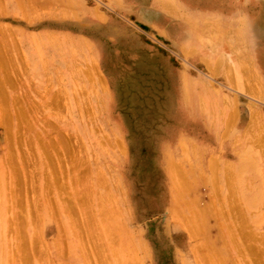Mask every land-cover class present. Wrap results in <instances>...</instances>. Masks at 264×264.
Returning a JSON list of instances; mask_svg holds the SVG:
<instances>
[{
  "label": "rangeland",
  "instance_id": "rangeland-1",
  "mask_svg": "<svg viewBox=\"0 0 264 264\" xmlns=\"http://www.w3.org/2000/svg\"><path fill=\"white\" fill-rule=\"evenodd\" d=\"M115 1L0 0V264H264V0ZM183 82L196 104L185 119ZM163 140L198 202L182 180L172 197ZM209 159L219 187L187 172Z\"/></svg>",
  "mask_w": 264,
  "mask_h": 264
},
{
  "label": "bare ground",
  "instance_id": "bare-ground-1",
  "mask_svg": "<svg viewBox=\"0 0 264 264\" xmlns=\"http://www.w3.org/2000/svg\"><path fill=\"white\" fill-rule=\"evenodd\" d=\"M32 1V0H31ZM41 2V1H40ZM33 4V3H32ZM40 4V3H39ZM31 6V5H30ZM34 6V5H33ZM172 12V11H171ZM170 13V12H169ZM168 14V13H167ZM169 15V14H168ZM4 27V26H3ZM2 29V28H1ZM2 30H4V28L2 29ZM5 31V30H4ZM216 33V32H215ZM212 38V37H211ZM10 42V41H9ZM38 43V42H37ZM8 44V43H7ZM10 45V44H9ZM7 49V46L6 47H4V49ZM10 49V48H9ZM8 50V49H7ZM6 50V51H7ZM12 50V49H11ZM11 50H9V51H11ZM8 51V52H9ZM2 52V51H1ZM5 54H7L6 52H5ZM9 54H11L10 52H9ZM42 54V53H41ZM40 54V55H41ZM40 55H39V57H40ZM6 56V55H5ZM8 56V55H7ZM11 59V58H10ZM12 61V60H11ZM44 62V61H43ZM9 65H10V63H9ZM5 67V66H4ZM3 67V68H4ZM6 68V67H5ZM4 71H5V69H3ZM7 73V72H6ZM9 74V73H8ZM6 75V74H5ZM6 77V76H5ZM9 77V76H8ZM2 80H5V79H2ZM2 82H5V81H2ZM2 86V85H1ZM180 88V90L178 91V92H180V94H179V96L181 97V99H182V104H181V107H183L184 109H185V111H184V113H182V118L183 119H185V117L189 114V111H195V108H196V104H195V102H194V96L192 95V93H191V91H190V89H191V84L189 85V84H187L186 82H183V84L179 87ZM4 96V95H3ZM7 97V96H6ZM3 99V98H2ZM56 97H55V101H56ZM200 99H202V98H200ZM54 101V99L52 100V102ZM1 102H3V101H1ZM6 102H9V101H7L6 100ZM201 102V101H200ZM56 103H58V101L56 102ZM77 103H79V102H77ZM4 104H5V102H4ZM7 104V103H6ZM80 104V103H79ZM79 104L77 105V106H79ZM204 107H205V105L204 104H202V103H200L199 105H198V108H197V110H198V112H203V110H204ZM6 108H7V106H6ZM14 108V107H13ZM80 108V107H79ZM7 109H9V108H7ZM17 110V109H16ZM18 110H19V112L17 113L18 115H19V113H20V111H22L23 112V110L21 109V108H18ZM81 110V109H80ZM5 111V110H4ZM2 112V114L0 115V124H4V126L7 124V122H8V120H9V122L11 121L10 119V117H9V114H10V112H9V114H7L6 112ZM9 111V110H8ZM7 111V112H8ZM16 112V111H15ZM20 113V115H23V113ZM88 112V111H87ZM4 113V114H3ZM86 113V112H85ZM212 113V112H211ZM16 114V113H15ZM16 114V115H17ZM187 114V115H186ZM19 115V116H20ZM11 116H12V114H11ZM18 116V117H19ZM10 118V119H9ZM9 122H8V125H9V127H11V125L9 124ZM7 125V126H8ZM12 125H13V123H12ZM17 125H20V124H17ZM3 127V126H2ZM22 127V126H21ZM8 128V127H7ZM4 129H6V126L4 127ZM21 128L20 127H17V130H20ZM9 130H11V128L9 129ZM17 130H16V133H17ZM5 131H8V129H6ZM4 131V132H5ZM18 133H22L21 131H19ZM18 133H17V135H16V137H18ZM7 134V133H6ZM8 134H10V132L8 131ZM19 135H21V134H19ZM9 136V135H8ZM11 136V135H10ZM9 136V137H10ZM9 137H6L8 140H9ZM23 137L24 136H21V140H23ZM222 137V136H221ZM261 137V136H260ZM20 138V137H19ZM19 138H16V139H18L19 141H21ZM6 139V140H7ZM180 139V138H179ZM12 140V139H11ZM184 141V140H183ZM261 141H262V137H261ZM13 142V141H12ZM16 142L17 143H19L17 140H16ZM180 142H181V140H180ZM14 144V143H13ZM185 144V143H184ZM53 145V146H52ZM51 145V147L53 148H57L56 147V144H52ZM179 145H180V143H179ZM8 146L10 147L9 149V151L7 152L9 155H8V157L6 158V160H7V162H9L10 163V159H13L14 160V155L12 154V153H10V151L12 150V148H11V144L8 142ZM49 147V146H48ZM14 148V147H13ZM14 150V149H13ZM160 152H161V154H160V158H161V169H162V171L164 172V175H165V177L168 179V185L167 186H170V193L172 194V197L173 198H175V195H176V190L174 189V187L176 188V186H177V183L179 182L180 183V180H182L181 182L185 185L183 188H185V189H187V190H189L188 188H190L191 190H190V192L193 194V202L194 201H196L197 200V202H198V199L199 198H197V196H196V193L197 194H199L198 192H200V191H198V190H195V189H193V187H192V182L191 181H188L187 180V178H186V176H187V174H186V176H185V174L183 175V172H185V171H183L182 169H181V165H178V163H176L174 160H173V151L171 150V147L169 146V143L167 142V141H165V140H163L162 141V143L160 144ZM183 154V153H182ZM189 154V153H188ZM185 155V154H184ZM32 156V155H31ZM188 156V155H187ZM26 158V156L25 157H23L22 158V160L24 159V162H25V159ZM33 158V157H32ZM9 159V160H8ZM186 160V158H182V160ZM247 159V158H246ZM210 160V159H209ZM216 160V159H215ZM215 160H210L209 162H207V165H204V168H198V169H195V167H193V165H191V167L188 169L189 171H187V172H190V174L192 173L193 175H194V179H195V176H198V178H200V183H209L210 184V181H212V185L214 186V184H216V187H219V186H217L218 185V182H216L217 180H218V177L216 176V175H218L217 173H218V169H219V167H218V161H215ZM254 160H255V158H254ZM245 161V160H244ZM24 162H22V164H24L26 167H28L27 165H28V162L27 163H24ZM190 163V162H189ZM248 163H249V161H248ZM8 164V163H7ZM12 164V163H11ZM11 164H10V168H12V166H11ZM14 164H15V166H14V168L15 167H17V165H16V162H14ZM27 164V165H26ZM39 164V163H38ZM226 164V163H225ZM250 164H251V162H250ZM24 165H23V167H24ZM228 165V164H227ZM226 165V166H227ZM25 167V168H26ZM36 167H38V166H35V169H37ZM229 167V166H228ZM228 167L226 168V170L224 169V174H226V172L228 171ZM231 167V166H230ZM252 167V166H251ZM18 169L19 168H21V165L19 166V167H17ZM56 168V169H55ZM209 169L210 168V170H212L213 172V174L211 175V176H209L208 174H207V172H206V169ZM233 168H234V166H233ZM256 169H257V165H256V167H255ZM261 168V167H260ZM18 169H16V170H18ZM52 169L54 170V171H50V173L53 175V174H55L53 177H54V180L53 181H48V182H46V187H45V190H46V192L51 188V187H55V186H59V178H61V177H57V171L59 172V168H57L56 166L54 167V166H52ZM230 169L231 168H229V174L227 173L226 174V178L229 176V175H231V176H233V177H231V178H234L235 179V175L234 174H232V172L234 171V170H232L231 171V174H230ZM253 169H254V167H253ZM21 170V169H20ZM25 170H27V169H25ZM196 170H198V172L197 173H195L196 172ZM19 171V170H18ZM16 172V173H19V172ZM259 171H260V169H259ZM22 172V171H21ZM60 172H61V170H60ZM242 172H244V171H242ZM241 172V173H242ZM28 172L27 171H25V174H27ZM34 173V172H33ZM234 173V172H233ZM21 174V173H20ZM19 174V175H20ZM35 174H36V172H35ZM34 174V175H35ZM259 174V173H258ZM8 175V174H7ZM16 175V174H15ZM23 175V174H22ZM21 175V176H22ZM34 175H32V177L34 176ZM214 175V176H213ZM17 176H18V174H17ZM20 176V177H21ZM26 176H28V175H26ZM30 176V175H29ZM36 176H38V175H36ZM35 176V177H36ZM240 176V175H239ZM262 176V175H261ZM19 177V176H18ZM20 177H19V179H20ZM23 177V176H22ZM34 177V178H35ZM202 177H204V180H202ZM207 177H211V179L212 180H210L209 178H207ZM213 177V178H212ZM242 177V176H241ZM240 177V178H241ZM11 178H12V175H11ZM29 178V177H28ZM31 178V177H30ZM225 178V182L227 183V182H229V180H227ZM228 178H230V177H228ZM230 178V181L231 180H234V179H231ZM17 179V181L19 180L18 178H16ZM21 179H23V178H21ZM217 179V180H216ZM32 180V179H31ZM241 180V179H240ZM262 180V179H261ZM22 182H24V179L23 180H21ZM28 180L26 179V182H27ZM195 181L197 182V180L195 179ZM12 182V181H11ZM22 182L20 183V184H22ZM30 182V181H29ZM29 182H27V183H29ZM196 182H194V183H196ZM216 182V183H215ZM233 183H227L228 185H227V189L229 188V187H233L234 185L233 184H235V181H232ZM262 182V181H261ZM15 183H16V181H15ZM19 183V182H18ZM96 183H99V185H101V186H103V187H106L105 186V182H104V180H103V178L102 177H99V178H97V180H96ZM170 183V184H169ZM202 183V184H203ZM6 184H8V182L6 183ZM17 184V183H16ZM31 184H33V183H31ZM201 184V185H202ZM232 184V185H231ZM23 185H24V183H23ZM20 186V188L21 189H23L24 188V186ZM28 185V184H27ZM196 185H197V183H196ZM204 185V184H203ZM231 185V186H230ZM237 185V184H236ZM7 186V185H6ZM16 186H18V185H16ZM18 186V187H19ZM210 186V185H209ZM212 186V187H213ZM225 186H226V184H225ZM28 187H29V185L26 187V189L28 190ZM188 187V188H187ZM202 187H204V186H202ZM232 187H231V190H232ZM254 187H255V185H254ZM8 188V187H7ZM31 189L33 188V187H30ZM29 188V189H30ZM115 188H116V185H115ZM183 188H181V189H183ZM214 188V187H213ZM11 189H13V188H11L10 187V190ZM17 189V188H16ZM21 189H19V190H21ZM35 189V188H34ZM34 189H32V192H33V190ZM117 189H119V187H118V185H117ZM230 189V188H229ZM233 189H234V187H233ZM236 189H237V187H236ZM236 189H234V190H236ZM255 189H256V187H255ZM254 189V190H255ZM8 190V189H7ZM19 190H17V191H19ZM24 190H25V188L23 189V192H24ZM26 190V191H27ZM116 190V189H115ZM216 190H218L219 191V188H214V191H215V194L218 192V191H216ZM16 191V190H15ZM16 191V192H17ZM22 191V190H21ZM28 191H31V190H28ZM183 191H185V190H183ZM228 191H230V190H228ZM236 191H238V190H236ZM12 192H14L13 190H12ZM15 192V193H16ZM35 192H36V190H35ZM37 192H38V190H37ZM189 192V193H190ZM232 192H233V190H232ZM244 193H245V191H243ZM255 192V191H254ZM18 193H20V191L18 192ZM22 193V192H21ZM179 193V192H178ZM182 193V192H181ZM185 193V192H184ZM186 193H188V191L186 192ZM248 193V192H247ZM22 194H24L25 195V192L24 193H22ZM28 194V193H27ZM36 194V193H35ZM38 194H39V192H38ZM219 193H217V195H218ZM236 194V193H235ZM235 194H234V192H233V194H231V192H230V195H232V196H235ZM248 194H250V193H248ZM10 195H11V192H10ZM17 195V194H16ZM24 195H23V197H21V198H18V200H22V198H24V200H25V197H24ZM37 195V194H36ZM181 195H183V193L181 194ZM200 195H201V193H200ZM216 195V196H217ZM20 196V195H19ZM22 196V195H21ZM28 196V195H27ZM48 196V195H47ZM47 196H44V198H43V203H45V202H47V203H49V204H51V201L48 199V197ZM213 196V198H214V194L212 195ZM220 196V195H219ZM231 196V197H232ZM254 196V195H253ZM252 196V197H253ZM7 197H8V193H7ZM185 197V196H184ZM199 197V196H198ZM206 197L210 200V195L207 193L206 194ZM229 197V196H228ZM227 197V198H228ZM231 197H229V198H231ZM252 197H250L251 199H252ZM28 198V197H27ZM37 198V197H36ZM104 198H105V195L104 194H102L101 196H100V199L97 201L96 199H95V201H96V204L98 205H103V202H104ZM107 198H109L108 197V195H107ZM107 198H106V200H107ZM217 198H218V196H217ZM235 198V197H234ZM31 199H33V198H31ZM9 200V199H8ZM12 200H13V196H12ZM17 200V201H18ZM35 200V199H34ZM33 200V201H34ZM36 200H39V198H37ZM35 200V201H36ZM41 200V199H40ZM109 200V199H108ZM107 200V201H108ZM173 200H175V199H173ZM172 199H171V201H170V204L169 205H172L173 204V201ZM218 200H220V198L218 199ZM217 200V201H218ZM233 200V199H232ZM235 200V199H234ZM23 201V200H22ZM21 201V202H22ZM28 201V200H27ZM31 200L29 199V203H31L30 202ZM183 201H186V203H187V201L188 200H183ZM211 201V200H210ZM212 201H214V200H212ZM247 201V200H246ZM1 202V201H0ZM9 202V201H8ZM13 203H14V201H12ZM19 202L20 204H22V203H24V202ZM38 202V201H37ZM69 202V205H72V201H68ZM196 202V203H197ZM232 201H231V199H230V202L229 203H231ZM236 202V201H235ZM19 203L17 204L18 206H19ZM34 204H35V202H33ZM32 203V204H33ZM200 203H201V201H200ZM212 203V202H211ZM215 203V202H214ZM220 203V202H219ZM228 203V205L230 206V204ZM249 203H250V201H249ZM26 204V203H25ZM33 204V205H34ZM38 204V203H37ZM36 204V205H37ZM205 205V202L203 203H201V205ZM234 203H231V205L232 206H236V205H233ZM251 204V203H250ZM253 204H254V202H253ZM32 205V206H33ZM213 205V204H212ZM237 205H238V203H237ZM196 206V205H195ZM216 206V205H215ZM228 206V207H229ZM251 206H252V204H251ZM20 207V206H19ZM41 207H43V205H41ZM209 207V206H208ZM220 207V210H222L223 208H221V206H219ZM224 207V206H223ZM21 208V207H20ZM32 207L30 206V209H31ZM35 208V207H34ZM34 208H33V210H34ZM48 208V207H47ZM202 208V207H201ZM205 208H207V207H205ZM210 208V207H209ZM225 208V207H224ZM208 209V208H207ZM211 209V208H210ZM210 209H209V211H210ZM214 209H215V207H214ZM234 209V208H233ZM236 209V208H235ZM32 210V209H31ZM33 210H32V212H33ZM48 210H50V208L48 209ZM53 210V209H52ZM206 210V209H205ZM229 210V209H228ZM55 211V210H54ZM189 211V210H188ZM231 212H232V209L230 210ZM24 212H26V209H24V211L22 212V210H21V213L22 214H24ZM31 212V211H30ZM31 212V213H32ZM50 212V211H49ZM48 212V213H49ZM205 211H204V209H203V213H204ZM206 212L207 213H210V212H208V210H206ZM217 212H218V210H217V208H216V210H215V213H212V214H214V217L216 218V216H217ZM18 213V212H17ZM56 213V214H55ZM207 213H204V214H207ZM222 213H223V211H222ZM15 214V213H14ZM19 214V213H18ZM21 214V215H22ZM32 214H34V213H32ZM195 214H197L196 212H195ZM202 214V213H201ZM212 214H209V215H211L212 216ZM215 214H216V216H215ZM237 214H238V212H237ZM24 215H27L26 213L24 214ZM24 215H22V216H24ZM50 215L51 214H49V217H50ZM54 215H57V212L55 211L54 212ZM54 215H52V217L54 216ZM181 215V214H180ZM203 215V214H202ZM208 215V214H207ZM15 216V215H14ZM19 216V215H18ZM205 215H203L202 216V218L204 217ZM211 216H209L210 218H212ZM54 217H56V216H54ZM182 217H184V216H182ZM186 217H187V215H186ZM189 217H190V215H189ZM189 217H187L188 218V220L190 219ZM193 217V216H192ZM191 217V218H192ZM198 217V216H197ZM196 217V219L198 220V218ZM223 217H225V215H223ZM10 218H11V216H10ZM13 218H15V220H16V216L15 217H13ZM18 218V217H17ZM22 218H25V217H22ZM20 219V220H22L21 221V223L20 222H18L19 223V225H21V224H23L25 221H23V219ZM27 218V217H26ZM25 218V219H26ZM185 218V217H184ZM209 218V219H210ZM215 218H213V219H215ZM186 219V218H185ZM225 219V218H224ZM1 220V219H0ZM19 220V219H18ZM19 220V221H20ZM205 219H203V221H204ZM217 220H218V218H217ZM15 222V221H14ZM86 223H83L84 224V226H85V231H86V233L87 234H89L88 233V230L90 231V227H89V224H88V221H85ZM191 222H193L194 223V221H193V218H192V221ZM207 222H209V221H207ZM11 223V222H10ZM198 223H199V220H198ZM210 223V222H209ZM13 225H14V223H12ZM10 225L11 226V228H12V226L13 225ZM82 224V225H83ZM8 225H9V223H8ZM199 226H198V228L200 227V223L198 224ZM209 225H211V224H209ZM214 225H215V222H214ZM214 225H213V227H214ZM217 225V224H216ZM9 226V227H10ZM24 226V225H23ZM23 226H22V228H23ZM8 227V226H7ZM15 227H16V223H15ZM216 227V226H215ZM18 228V227H17ZM21 228V229H22ZM8 229V228H7ZM23 229H26V228H23ZM82 229H84V228H82ZM22 231V230H21ZM230 231V230H229ZM10 232H11V230H10ZM22 232H24V231H22ZM26 232V231H25ZM12 233V232H11ZM17 233H18V231H17ZM19 233H21V232H19ZM10 234V233H9ZM13 234V233H12ZM34 234V233H33ZM14 235V234H13ZM17 235V234H16ZM27 235V234H26ZM25 235V233L23 234V235H21L22 236V238H23V241H24V244H25V246H26V248L28 247V249L27 250H29L30 251V248L34 245H36L37 243H38V241L36 242V244L34 243L37 239L35 238V237H33V238H35V239H31L30 241H29V239H28V237ZM19 236V235H18ZM57 236V235H56ZM17 237V236H16ZM56 238L54 237V239H53V241L55 240ZM22 241V240H21ZM22 241V242H23ZM15 243V242H14ZM13 244V243H12ZM19 244V242L16 244V246ZM22 244V243H21ZM42 244L44 245L45 244V242L43 243L42 242ZM10 245V244H9ZM20 245V244H19ZM46 245V244H45ZM59 245V244H58ZM128 245V244H127ZM24 246V247H25ZM22 247V246H21ZM36 248H37V245L35 246ZM39 247V246H38ZM17 248H19L18 246L16 247V249ZM46 248H47V246H46ZM16 249L14 248L13 250H15V252H16ZM21 249V248H20ZM24 249V248H23ZM32 249H35L34 247L32 248ZM38 249V248H37ZM58 249V248H57ZM3 250V249H2ZM18 250V249H17ZM25 250V249H24ZM42 250V248L40 249V251ZM19 251V250H18ZM21 251H23V250H21ZM26 251V250H25ZM33 251H37L36 249L35 250H33ZM39 251V253H41L42 254V252H40ZM43 251V250H42ZM45 251V250H44ZM46 251H47V249H46ZM7 252H9V250L7 251ZM15 252H13L14 254H15ZM48 252V251H47ZM47 252H45L46 253V255H47ZM22 253H24L23 255L24 256H26V258L28 257L29 259H30V257L31 256H28V255H25V253L26 252H22ZM34 253V252H33ZM85 253H86V251H85ZM84 253V254H85ZM13 254V255H14ZM17 254V253H16ZM30 254H31V252H30ZM36 254V252L34 253V255ZM37 254H38V252H37ZM36 254V255H37ZM40 254V255H41ZM19 255V254H18ZM32 255V254H31ZM17 256V255H16ZM23 256V257H24ZM7 257H9V256H7ZM13 259H14V257H12ZM20 258V261H21V257H19ZM26 258H24L25 260H26ZM42 258V257H41ZM10 259V258H9ZM24 259H22V261L24 260ZM31 259H33V257L31 258ZM11 260V259H10ZM9 260V261H10ZM24 260V261H25ZM37 260H38V258H37ZM22 261H21V263H22ZM13 262H14V260H13ZM27 261H25V263H26ZM10 263V262H9ZM31 263H32V261H31ZM30 263V264H31ZM20 264V263H19ZM27 264V263H26Z\"/></svg>",
  "mask_w": 264,
  "mask_h": 264
},
{
  "label": "crops",
  "instance_id": "crops-1",
  "mask_svg": "<svg viewBox=\"0 0 264 264\" xmlns=\"http://www.w3.org/2000/svg\"><path fill=\"white\" fill-rule=\"evenodd\" d=\"M120 1H122V0H118V1H115V2H118V3H120ZM123 1H126V3H129V2H134V1H151V0H123ZM173 1V0H172ZM182 8L184 9V6H182ZM172 20H173V17H172ZM173 31H174V29H173V25L171 24L169 27H168V29H167V32L168 33H173ZM181 31L182 32H184V28L182 27V29H181Z\"/></svg>",
  "mask_w": 264,
  "mask_h": 264
}]
</instances>
